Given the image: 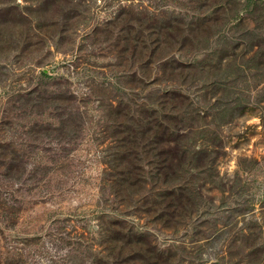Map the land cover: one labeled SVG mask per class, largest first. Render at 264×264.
Listing matches in <instances>:
<instances>
[{"label": "rangeland", "instance_id": "rangeland-1", "mask_svg": "<svg viewBox=\"0 0 264 264\" xmlns=\"http://www.w3.org/2000/svg\"><path fill=\"white\" fill-rule=\"evenodd\" d=\"M10 1L20 7L26 4L25 0ZM86 2L88 11L78 13L76 19L70 11L65 18L58 12L55 26L31 39L40 46L23 54L20 47L28 40L26 35L18 46L9 38L12 28L1 27L0 264H82L84 256V264H136L128 261L127 252L120 250V257L111 259L105 256L108 251L100 253L96 247L99 239L94 233L99 220L115 214L159 249L171 252L172 264H264V124L260 112L234 118L228 106L222 105L233 90L224 96L211 88L202 90V83L215 79L202 65H213L217 58L219 49L212 39L209 43L186 42L180 53L165 49L157 55L160 61L135 76L137 67L132 61L121 63L124 61L115 47L119 34L114 24H109L122 8L135 13L170 10L191 15L198 10L197 1ZM135 13L130 16L146 21ZM41 15L43 18L36 19L55 20L47 13ZM106 22L113 35L104 30ZM18 31L17 27V39ZM168 57L185 64L193 62V77L183 81L178 75L161 74L159 64ZM40 70L50 77L42 78ZM241 76L230 73L228 77L236 92L249 96L252 104L264 97V75L245 80ZM139 77L144 83L156 80V84L142 88ZM175 86L190 96L191 105L183 114L184 124L190 128L183 148L192 169L187 167V173L183 170L172 184L189 180L191 190L206 184L202 198L195 199V207L176 230L163 228L153 217L114 211L118 205L104 182L109 141L98 145L94 135L96 128L106 123L105 105L115 106L122 99L127 102L129 94L147 95L154 102L160 92ZM55 95L64 97L63 104L68 105L64 115L70 120L67 133L61 132L57 119L61 103L50 98ZM49 98L52 101L47 103ZM73 126L77 129L72 130ZM197 148L217 152L211 154L217 157L215 169L193 167L199 163L195 161ZM202 161L209 165L207 158ZM247 226L259 230L238 233ZM77 232L83 237L75 236Z\"/></svg>", "mask_w": 264, "mask_h": 264}, {"label": "trees", "instance_id": "trees-1", "mask_svg": "<svg viewBox=\"0 0 264 264\" xmlns=\"http://www.w3.org/2000/svg\"><path fill=\"white\" fill-rule=\"evenodd\" d=\"M3 1L0 0V43L4 42L1 27L7 25L6 27L13 30L9 37L11 42L16 40L19 46L22 35H26L28 39L21 44V54L39 45V42H31V39L40 38L42 30L54 27L58 22L57 15H60L58 12H61L65 18L70 11L72 19H76L78 13L84 14L88 11L86 5L89 2L86 0H25L26 4L20 7L19 4L10 0ZM195 1H197L198 10L191 12V15L182 12L171 13L170 10L135 13L130 8L120 9L116 18L113 19L114 23L109 24H114V30L119 34L115 47L124 61L121 63L132 61L137 67L133 75L139 76L140 72L148 71L155 61H160L161 58L159 59L157 55L163 50L174 49L180 53L186 47V42L209 43L212 39V44L219 49L217 58L213 65L207 63L202 65H206L209 74H213L215 79L212 82L202 83V90L211 88L222 96L224 92L233 90L228 100L222 105L228 106L234 118L259 111L261 124H264L263 95L252 104L249 96L236 92V87L230 86L229 83L230 73L237 78L242 75L241 79L244 80L264 75V0ZM75 10L76 14L72 15ZM131 12L144 16L146 21L132 18ZM41 13L44 15L47 13L55 20L46 22L41 19L43 18ZM37 17L41 18L37 20ZM32 20L35 21L34 25ZM49 23L50 25L47 26ZM105 24L104 30L113 35L109 24L107 22ZM17 27L19 28L18 39ZM211 29L213 31H210ZM43 41L45 43V40ZM0 48L2 49L3 46ZM168 58L159 64L161 74L178 75V78L183 81L193 77V71L196 70L193 62L185 64L174 57ZM39 74L42 78L50 77L42 70ZM217 75L222 77L217 79ZM139 78L138 82L142 88L156 84V80L144 83V80ZM170 83L174 82L170 80ZM139 90L141 89L137 88L136 91ZM129 95L131 98H127V102L122 99L115 106L112 103L104 106L106 107L104 111L108 112L107 116L104 115L106 123L100 124L94 132V135L98 137V145L109 141L105 146V152L109 151V153L106 156L108 160L105 163L104 182L118 205L112 211L118 210L121 213L127 210V213H133L137 217H153L154 222L163 228L176 230L180 221L187 218L195 207V199L202 198V192L206 186L203 182L202 185H198V189L193 187L191 190L188 187L189 180L182 185L172 184L181 177L183 170L187 173V167L191 166L187 161V150L183 148L184 139L190 130L186 128L183 118L184 109L191 105L190 96L177 86L160 92L154 102H150L147 95ZM50 98L56 103H61L60 107H57V109L61 108V111L57 112V119L61 132L67 133L66 129L70 126V120H65L64 115L67 113L65 109L68 105L63 104L64 97L61 95ZM50 98L47 99V103L51 100ZM206 99V97L202 98L203 101ZM68 116L69 114L66 115ZM71 129L76 130L77 127L73 126ZM197 149L198 158L195 161L199 163L193 167L215 169L217 157L211 154H217V152L208 151L205 148ZM205 158L208 159L209 165L202 161ZM110 169L111 172H109ZM191 169L190 167L188 171ZM199 173L203 175L202 172ZM115 215L113 219L111 217L100 219L97 225L98 230L94 235L98 236L99 241H94L100 253L105 254L108 251L105 256L113 259L120 257V250H122L130 256L128 261L136 264L173 263L174 256L171 252L159 249L153 242L145 239L141 232L134 230L131 225L121 220L120 214ZM245 229L259 230V227L247 226L239 229L238 233L245 234ZM75 236H79L78 232ZM85 258L86 256L84 260L82 259V264L85 263ZM88 264L97 263L90 261Z\"/></svg>", "mask_w": 264, "mask_h": 264}]
</instances>
